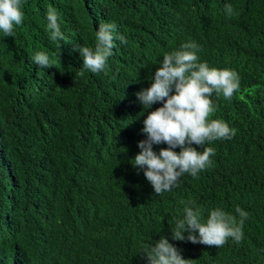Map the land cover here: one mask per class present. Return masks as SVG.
Here are the masks:
<instances>
[{
	"label": "trees",
	"instance_id": "16d2710c",
	"mask_svg": "<svg viewBox=\"0 0 264 264\" xmlns=\"http://www.w3.org/2000/svg\"><path fill=\"white\" fill-rule=\"evenodd\" d=\"M49 7L64 40L50 38ZM22 11L12 37L0 32V264H149L144 251L161 236L190 264H264V0H23ZM102 22L116 23L115 47L92 73L76 47L94 48ZM189 40L199 62L238 73L239 90L213 93L209 117L236 134L206 143L215 155L196 177L155 194L132 160L163 103L144 109L135 94ZM40 51L53 67L35 65ZM188 200L201 222L217 207L237 219L245 210L242 239L174 240Z\"/></svg>",
	"mask_w": 264,
	"mask_h": 264
},
{
	"label": "clouds",
	"instance_id": "9594fccd",
	"mask_svg": "<svg viewBox=\"0 0 264 264\" xmlns=\"http://www.w3.org/2000/svg\"><path fill=\"white\" fill-rule=\"evenodd\" d=\"M22 8L23 0H0V32L4 36L12 37L14 26L22 24ZM225 11L230 18L232 6L226 5ZM46 18L51 40H64L56 8L49 7ZM116 29L115 22H102L95 33L94 48L76 47L83 60V69L92 73L106 69L107 60L115 47ZM118 39L120 43L126 42L124 36ZM200 51V46L189 40L180 50L165 53L160 67L151 77V86L135 94L144 109H150L157 102L163 103L162 107L149 112L144 119L141 131L147 138L138 142L140 152L132 160L133 167L144 170V176L155 194L178 187L180 178L186 173L196 177L211 164L210 157L215 155V148L205 147L206 143L232 139L236 134V129L227 122L210 120L209 117L215 111L213 93L222 94L226 100L231 99L240 88V77L232 69H216L209 67L207 62H199ZM33 61L41 69L53 67L50 56L43 51L37 52ZM161 143L167 147L161 148L159 153L155 152L153 145ZM193 145L201 146L203 150L198 151ZM177 147L180 148L179 152L174 151ZM182 203L185 205L183 218L176 220L172 227L174 240L187 239L193 244L219 248L228 238L237 242L242 239V227L248 213L239 206L235 209L239 219L217 207L210 210L206 221L201 222V209L195 205V201ZM185 231L188 232L187 238L183 235ZM144 252L149 264H190L191 261L182 258L177 247L163 236Z\"/></svg>",
	"mask_w": 264,
	"mask_h": 264
}]
</instances>
